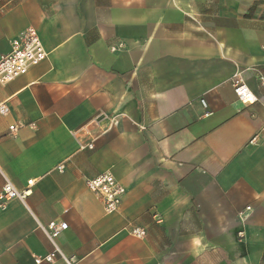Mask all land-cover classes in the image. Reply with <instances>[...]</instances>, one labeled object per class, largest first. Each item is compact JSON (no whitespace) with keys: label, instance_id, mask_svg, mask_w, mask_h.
I'll return each instance as SVG.
<instances>
[{"label":"crops","instance_id":"obj_1","mask_svg":"<svg viewBox=\"0 0 264 264\" xmlns=\"http://www.w3.org/2000/svg\"><path fill=\"white\" fill-rule=\"evenodd\" d=\"M187 3L0 0V57L28 28L47 54L0 85V191L33 183L0 207V264L48 254L51 221L76 264L264 261V27L202 32ZM102 173L125 188L113 215L85 185Z\"/></svg>","mask_w":264,"mask_h":264},{"label":"built area","instance_id":"obj_2","mask_svg":"<svg viewBox=\"0 0 264 264\" xmlns=\"http://www.w3.org/2000/svg\"><path fill=\"white\" fill-rule=\"evenodd\" d=\"M47 59V54L43 48L41 40L37 32L33 28H28L18 37L10 42V51L8 54L0 57V85H6L13 80L25 76L28 71ZM259 84L264 87V75L258 77ZM234 93L237 99L243 104L253 103L254 97L244 85L236 86ZM203 108H206L205 102L200 101ZM9 113V107L6 102L0 101V115L6 116ZM210 113H205V117ZM109 121V125L116 124V120L112 115L100 114L94 119V123L98 121ZM9 134L14 136L18 128L9 127ZM92 149V145L87 146ZM58 171H62L63 167H58ZM32 181L27 183V189L18 191L7 180L0 191V207H4L12 200H18L25 204L26 198L30 195V187ZM86 188L94 194L102 203V210L105 215H113L117 213L121 201L125 195V188L118 183L114 176L110 173H102L94 178L87 179L85 182ZM39 229L44 233L50 242L51 251L34 259V264H53L57 258H60L63 264H76L72 258L65 257L56 244L57 238L67 229L65 222L51 221L46 226L38 225ZM128 234L134 238L142 239L146 233L141 229H131ZM260 264H264L262 261Z\"/></svg>","mask_w":264,"mask_h":264},{"label":"rangeland","instance_id":"obj_3","mask_svg":"<svg viewBox=\"0 0 264 264\" xmlns=\"http://www.w3.org/2000/svg\"><path fill=\"white\" fill-rule=\"evenodd\" d=\"M184 17L202 32L213 34L219 28L238 23L264 27V0H182Z\"/></svg>","mask_w":264,"mask_h":264}]
</instances>
